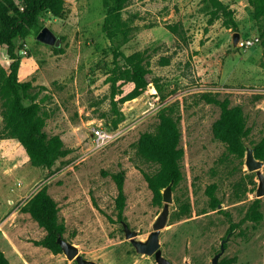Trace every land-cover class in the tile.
<instances>
[{"label":"rangeland","instance_id":"1","mask_svg":"<svg viewBox=\"0 0 264 264\" xmlns=\"http://www.w3.org/2000/svg\"><path fill=\"white\" fill-rule=\"evenodd\" d=\"M22 7V0H16ZM235 11L238 30L223 19L209 26L206 0H131L124 17L134 31L124 45L126 54L144 51L153 70L154 86L140 98L119 105L125 119L115 129L108 76L113 56L103 31L102 0H67V14H44L42 24L62 37V52L42 44L38 34L16 40L22 81H32L33 93L48 114L46 132L60 135L70 153L52 168L33 166L19 144L4 134L0 98V251L11 264H78L66 254L37 244L46 231L22 206L41 188L59 207L65 238L99 264H158L155 256L137 253L125 236L123 221L147 239L162 212L144 176L159 165L139 152L144 132H156L158 113L171 107L181 131L183 180L173 190L170 218L161 233L165 257L175 264H212L225 243L223 258L233 264H264V219L245 221L258 198L259 177L245 156L230 155L214 136L221 107L203 95L231 101L245 111L250 134L247 148L264 138V41L260 22L249 0H223ZM169 25H177L171 31ZM260 37L247 49L235 48L233 35ZM58 48V49H60ZM0 48V69L10 59ZM25 51L27 53H25ZM157 85V86H156ZM102 125L118 137L95 150L92 128ZM261 160V159H260ZM264 162V160H262ZM126 172L127 204L120 220L113 174ZM264 173V166L262 167ZM216 184L222 207L212 209L207 189ZM261 211L264 215V196ZM232 223L240 226L230 231Z\"/></svg>","mask_w":264,"mask_h":264},{"label":"trees","instance_id":"2","mask_svg":"<svg viewBox=\"0 0 264 264\" xmlns=\"http://www.w3.org/2000/svg\"><path fill=\"white\" fill-rule=\"evenodd\" d=\"M105 9L103 31L111 43L112 67L108 76L111 83L112 105L117 114L112 121L113 128L125 119L119 109L120 104L142 97L154 86L153 70L144 51L126 54L124 45L130 41L134 26L124 17V11L131 0H102ZM209 11V26L223 19L227 28L238 30L239 22L235 11L223 0H206ZM21 7L16 0H0V48L10 59L8 67L0 69V98L3 101L4 134L16 141L25 153L28 161L36 167L52 168L60 158L70 151L60 135H49L45 127L48 114L33 93L32 81H22L20 77L21 59L16 40L23 42L30 35L39 34L45 27L42 24L44 14L64 18L67 14V0H22ZM254 8L255 18L260 22V32L264 41V0H249ZM171 31H177V25H169ZM57 52L63 49L55 48ZM157 86V85H156ZM203 98L221 107V115L215 121L213 131L216 139L223 142L230 155L244 158L247 153L246 139L250 134L246 114L241 105L231 106L228 98L220 99L210 93ZM160 123L156 132H144L139 139V152L142 156L159 165L155 174L144 172L149 188L154 195V203L162 205L163 191L172 183L173 190L183 180L181 161L184 150L180 147L181 131L171 107H165L158 113ZM257 159L264 160V138L254 148ZM118 187L116 199L118 216L124 219L127 204L125 193L126 172L113 174ZM216 184L210 185L207 193L212 209H218L221 200L216 195ZM38 224L45 229L46 235L37 244L54 253H61L58 243L60 236L65 237L66 225L60 220L59 207L49 194L48 187L41 188L22 206ZM264 215L261 211V199L257 198L249 207L243 222L261 223ZM240 226L232 223L229 232ZM235 258H223L221 264H233ZM0 264H11L3 251H0Z\"/></svg>","mask_w":264,"mask_h":264},{"label":"water","instance_id":"3","mask_svg":"<svg viewBox=\"0 0 264 264\" xmlns=\"http://www.w3.org/2000/svg\"><path fill=\"white\" fill-rule=\"evenodd\" d=\"M37 40L42 44L48 45L50 47L60 48L63 44V39L57 33L50 28L45 26L37 35ZM241 40V33L235 32L233 35V45L235 48L238 47ZM246 164L250 171H256L259 177V189L257 192V197L261 198L264 196V173L262 167L264 162L260 159H257L255 156L254 148H247L246 153ZM173 185L172 182L164 191V207L162 212L157 217L156 221L153 224V231L149 234L148 238L143 240L139 239V232L132 229L130 225L123 221V227L125 236L128 240L131 241L132 245L135 247L137 253L155 256V259L158 264H175L170 259L164 256L163 250L161 248V233L162 230L167 226L170 218V206L174 201L173 198ZM222 205H220V208ZM229 237L224 239L221 244V250L218 252L212 259V264H221V258L226 251L225 243ZM58 243L62 248V251L66 254L69 260L76 261L78 264H99L95 260L86 258L80 251L79 247L67 240L65 237L60 236L58 238Z\"/></svg>","mask_w":264,"mask_h":264},{"label":"built area","instance_id":"4","mask_svg":"<svg viewBox=\"0 0 264 264\" xmlns=\"http://www.w3.org/2000/svg\"><path fill=\"white\" fill-rule=\"evenodd\" d=\"M260 37L254 36L249 39H242L239 42L238 47L242 49H247L255 46L260 43ZM25 53H27L25 51ZM119 135V131H113L110 129L104 128L102 125H97L92 128V139L94 149L98 150L115 140Z\"/></svg>","mask_w":264,"mask_h":264}]
</instances>
